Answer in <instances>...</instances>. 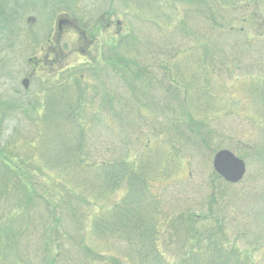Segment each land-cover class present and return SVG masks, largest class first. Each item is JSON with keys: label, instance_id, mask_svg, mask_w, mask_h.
<instances>
[{"label": "rangeland", "instance_id": "374dc122", "mask_svg": "<svg viewBox=\"0 0 264 264\" xmlns=\"http://www.w3.org/2000/svg\"><path fill=\"white\" fill-rule=\"evenodd\" d=\"M32 1L0 17V264H184L202 247L264 264V0H222L220 13L221 0ZM59 18L72 27L56 38ZM188 112L207 114L196 133ZM72 127L99 201L39 165ZM220 150L246 165L236 185L213 172ZM100 162L128 178L110 174L111 191ZM110 206H140L149 223Z\"/></svg>", "mask_w": 264, "mask_h": 264}, {"label": "trees", "instance_id": "16d2710c", "mask_svg": "<svg viewBox=\"0 0 264 264\" xmlns=\"http://www.w3.org/2000/svg\"><path fill=\"white\" fill-rule=\"evenodd\" d=\"M232 1H234V0H232ZM31 2H33V1L32 0H24L22 2L21 0H14V2H13V0H5L4 2L0 3V5H1L0 6V17H2L3 15L7 16L6 14H8V12H6V14H5V11H3V10H5L7 8V11H11V9H9L10 8L9 6H11V4H14L15 7L17 6L16 8H18V6L20 4H27L28 3L30 5ZM221 2L222 3H216L218 12L220 9H222V7L224 5H225L224 9H226V2H223L222 0H221ZM233 13L235 14V11ZM219 27H221V26H219ZM219 27H218V29H220ZM204 76H205V74H204ZM189 97L191 98V102L195 103L194 97L192 95L186 93L185 98H189ZM185 102L186 101H184V103ZM46 112H47L46 110H43L42 112H40V114L45 113L44 117L46 118ZM205 115H207V114L198 115V114H193L192 112H188V116L186 113L185 118L180 122V124L186 125L185 122L189 120L190 123L186 125L187 131H189L190 133H194V132L196 133V131L198 129L196 128L197 123H195V122L197 120L205 121V120H203L205 118ZM39 117H41V116H39ZM70 129L73 131L74 135L76 136L75 140L71 143V145L67 146L64 144V145H62L61 148L57 147L56 152H58L59 155L57 157H55L54 159H52L53 161L52 160L48 161V163L40 161L39 165L41 166L42 171H44L45 173L48 172L49 170L51 171L50 173H46V174H48V178H49L48 180L50 182H52L53 179H55V181L60 180L67 187L68 192H70L71 195L73 193L76 195L81 190L84 189V191H90L92 193V196L90 198L86 197V198H88L89 201H92V202L99 201L98 200L99 195L95 193V185L90 178L92 176V172L88 173L86 171L87 170V161L85 159L86 158L85 152H83V148L81 145H77L78 139H80V136H79L80 132H78V134H77V132H75L73 130V127ZM80 140H82V139H80ZM73 150H76L77 153L81 152V154L79 155V158H77V156H75V157L70 156L72 154ZM103 165H104V167H100V168H104L105 170H107V169L110 170L107 172V175L104 178L105 182L103 183V185H105V183H107L108 188L110 189L112 187L110 190L114 191V189L118 183L116 184V182H114V181H116V178H114V179L109 178V175L110 174L114 175L117 172H120V174H122L123 172H126V174L123 176V178L121 180L127 179L128 178V171L126 170L127 168L123 165L121 167V164L115 165V166L112 165V167H111V165H107L105 162L99 163V166H103ZM136 165H138V161L137 162L135 161V163H133L130 166V168L128 167L129 168L128 170H129V172L130 171L132 172L131 174L133 177L139 176L140 170L139 169L136 170V168H135ZM90 168L91 169L92 168L97 169V166H91L90 165ZM52 172L55 173L54 177L52 176ZM85 176H87L86 181H84ZM143 179H141V184H142V187L144 188V187H146L148 181L144 177H143ZM111 180H112V182H111ZM85 182H86V187L84 188ZM25 187H26V189H28V191L26 192L28 195L27 197H31V193L33 191L35 194V190H33L32 187H30V188L28 186H25ZM14 188L16 190L18 189V193H19L18 183L14 184ZM147 188H148V186H147ZM15 189L10 190L8 187H6L7 193H11V194H16ZM90 189H93V190H90ZM43 191H44L43 196H45V199L47 200V202H48V199L52 200V198H51V196H52L51 192L52 191H49L47 186H45V185L43 186ZM104 193H106V192H104ZM36 195H37V193H36ZM61 196H63V195H56L55 196V199H54L55 207H58L60 205L59 203L63 200L64 196H63V198ZM144 202H145V199H142L140 204H143ZM109 209L114 211V212L117 211L119 214L120 221H122V222L126 221V222L132 223L131 219H136L138 221H135V225L137 223L143 224V221H146V224L149 223L147 221L146 217L143 216L142 214H140L141 213L140 211L142 209L140 206H138L137 208L132 209V210H128L127 208H125V210H123V211L120 208H116V207L114 208L112 206H110ZM101 215H102V211L100 212V216L98 217L99 222H102L101 219L103 217H101ZM94 218H95V216H94ZM207 223L208 222L206 221L205 222V228H206ZM97 226H99V224H97ZM148 230H149V232L152 233V231L150 229H148ZM198 237H200V235H198ZM196 251H197V253L189 252L188 254L185 255L184 261H188V262H184V264H192V262H193V264H198V261L200 260L201 257H203L205 260L204 264H222L224 259L226 258V255L223 252V250H220L218 248H215V250H213V249L210 250L207 247L206 248L202 247V248L196 249ZM208 252H209V255L207 254ZM239 264H243V263L240 261Z\"/></svg>", "mask_w": 264, "mask_h": 264}, {"label": "water", "instance_id": "95a60500", "mask_svg": "<svg viewBox=\"0 0 264 264\" xmlns=\"http://www.w3.org/2000/svg\"><path fill=\"white\" fill-rule=\"evenodd\" d=\"M63 23L62 20L58 24ZM26 84V81H24ZM214 171L227 183L236 184L242 180L245 175V164L236 158L229 151L218 152L213 158Z\"/></svg>", "mask_w": 264, "mask_h": 264}, {"label": "flooded vegetation", "instance_id": "af4514ba", "mask_svg": "<svg viewBox=\"0 0 264 264\" xmlns=\"http://www.w3.org/2000/svg\"><path fill=\"white\" fill-rule=\"evenodd\" d=\"M63 23H61V24H58L57 25V32H56V38H58L60 35H61V33H62V25ZM109 25L110 24H106L105 25V28L107 29V28H109ZM116 25H119L118 23H116ZM67 27H69V26H67ZM48 58L46 57L45 59H44V61H37V63L35 62V67H38L39 65H41V64H45V63H47L48 62V60H47Z\"/></svg>", "mask_w": 264, "mask_h": 264}]
</instances>
